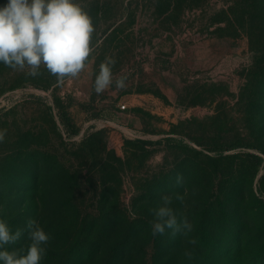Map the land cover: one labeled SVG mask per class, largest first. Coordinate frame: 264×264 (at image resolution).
<instances>
[{
	"label": "rangeland",
	"instance_id": "rangeland-1",
	"mask_svg": "<svg viewBox=\"0 0 264 264\" xmlns=\"http://www.w3.org/2000/svg\"><path fill=\"white\" fill-rule=\"evenodd\" d=\"M78 2L95 31L77 78L0 63V218L24 230L8 250H26L34 219L51 237L40 264H170L151 240L164 195L193 228L153 238L225 233L260 248L264 0ZM106 57L126 87L97 94ZM130 225L144 244L121 252ZM173 252L202 264L196 245Z\"/></svg>",
	"mask_w": 264,
	"mask_h": 264
},
{
	"label": "clouds",
	"instance_id": "clouds-1",
	"mask_svg": "<svg viewBox=\"0 0 264 264\" xmlns=\"http://www.w3.org/2000/svg\"><path fill=\"white\" fill-rule=\"evenodd\" d=\"M93 19L78 0H8L0 6V63L17 71L28 70L35 76L41 66L62 83L66 78H77L85 69L92 48ZM114 58L106 57L99 65L94 79V91L102 94L115 83L116 88L126 87V77L113 79ZM4 133L0 132V141ZM176 184L183 185L182 175H177ZM195 192V189L193 190ZM175 199L184 196L175 194ZM172 196L161 197V204L149 211L153 213L151 235H164L166 229L172 235L192 231L186 217L178 220L170 205ZM28 243L24 248L8 250L22 237V229L12 230L8 222L0 218V262L2 264H40L46 255L50 235L34 220L26 222ZM189 243L195 244L192 239ZM190 255V253H186Z\"/></svg>",
	"mask_w": 264,
	"mask_h": 264
},
{
	"label": "trees",
	"instance_id": "trees-1",
	"mask_svg": "<svg viewBox=\"0 0 264 264\" xmlns=\"http://www.w3.org/2000/svg\"><path fill=\"white\" fill-rule=\"evenodd\" d=\"M134 227V225L129 226V238L120 246L121 252L131 247L134 248V245L141 246L144 244L143 242L135 243L136 241L133 240L134 237H130L133 236L132 230L135 229ZM192 239L196 240L195 244L189 243ZM151 240L156 256L158 257V254L161 255V252L164 250L162 259L168 257L170 264H174L176 257L172 251L184 244L196 245L197 249L203 252V258H201L202 264H264V243L260 248H255L252 241L244 242L245 240L243 239L235 240V238L232 239L225 233L211 238H207L204 235L198 238H188L182 235L167 238L152 237ZM226 245L230 246L228 247L229 250L223 252V247ZM122 261H125V258H121L120 256V262ZM196 261L193 259L189 264H195Z\"/></svg>",
	"mask_w": 264,
	"mask_h": 264
}]
</instances>
